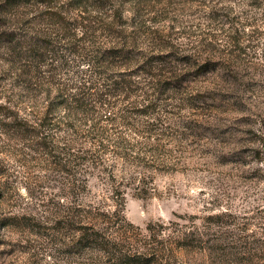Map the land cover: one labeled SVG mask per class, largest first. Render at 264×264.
<instances>
[{"label":"rangeland","instance_id":"rangeland-1","mask_svg":"<svg viewBox=\"0 0 264 264\" xmlns=\"http://www.w3.org/2000/svg\"><path fill=\"white\" fill-rule=\"evenodd\" d=\"M5 1L16 3L0 12V36L21 44L50 32L69 41L82 33H63L45 16L50 11L84 26L103 50L135 44L134 63L117 60L125 65L116 74L158 83L157 100L148 118L119 121L146 118L158 130L148 138L128 133L123 148L91 155L93 138L75 130L85 119L49 106L55 83L72 84L86 68L82 57L66 50L67 60H54L52 53L40 68L22 71L24 50L19 60L0 39V264H109L96 251L68 250L84 224L97 217L111 229L121 216L141 234L150 223L159 230L148 237L164 260L264 264V0H0V8ZM149 58L160 73L154 78L140 69ZM207 61L212 69L196 70ZM157 77L182 81L159 87ZM126 95L112 97L117 106L108 110L142 107L141 97ZM90 115L82 127L96 120ZM184 236L190 245L176 247Z\"/></svg>","mask_w":264,"mask_h":264},{"label":"trees","instance_id":"trees-1","mask_svg":"<svg viewBox=\"0 0 264 264\" xmlns=\"http://www.w3.org/2000/svg\"><path fill=\"white\" fill-rule=\"evenodd\" d=\"M15 3L16 2L13 1H5V4H3L4 8H0V12L14 6ZM47 14L49 18L53 17V20H55L58 25H61L62 29L60 30H66L62 31L63 33L68 32L67 30L70 29L78 30L82 33L76 37V32H73L74 37L70 39L71 41H69V38H67L66 35L59 37L56 32H50L47 36L43 34L39 40L25 43L22 42V44L20 41H15V39L9 35L7 36L5 33L0 36L3 37L0 39L3 40V43H7L8 46H10L11 53L14 56L24 50L23 52L25 53V56L23 59H25L26 63L23 62L21 63L22 66H18L22 71H24L28 64L40 68L45 61L52 59V53L57 54V56L53 57L54 60L60 58L67 60L68 53L63 52L66 50H68V52L69 50H74L73 53L82 57L80 65L85 64L86 68L77 70L74 80L71 82L72 84L67 81L62 82L61 84H59V82L55 83V93L49 102V106H59L60 110L68 111L67 116H72V118L79 120H81V118L85 119V122L81 121V123L76 126V128L78 127V130L76 128L75 130L76 132H80V134H83V131H86V134H89L93 138V146L96 145V148H94V152H90V154L99 155V153L104 152L111 145L123 148L125 145L129 144L126 140L129 135L128 133H135L136 135L140 134V137H143L142 135L145 133L149 136L155 133L158 128L150 127L153 123L147 122L146 118L151 114L150 111H153L155 108L157 98L153 95V92L156 91L158 83H155V85L149 84L152 93L147 94V91L144 88H147L149 85H143L140 82L133 84L131 81L126 80L123 75L116 74L118 73L116 72L117 69H119L118 67L125 65L124 61H127L129 64L134 63L131 57L133 54H137V52L134 51L137 48L136 45H126L123 42L116 41V43L108 50H103L101 46L97 44L96 39L87 37L88 33L81 30L84 26H78L75 25V22H70L61 14V12L50 11L47 12L45 16ZM79 17L84 18L83 16ZM111 31L112 33L115 32L114 30ZM68 41L71 42L70 44H72V47L68 46ZM38 51H42V53H38ZM18 56L20 60L22 55ZM122 58L124 61L120 60L117 62V60ZM155 67L156 66L152 65L149 58L143 62L140 69L144 71L146 76L150 75L149 78H154L155 76L160 75V73L157 74L156 71L153 70ZM212 67L214 66L211 64V61H207L204 62V64L199 65L196 70L203 73L209 71ZM22 73L20 72L18 76ZM51 78H53V76H51ZM158 80L159 78L157 77L156 81ZM28 81L29 78H25L24 85H26V82L28 83ZM70 81L72 80L70 79ZM180 81H182L181 78H178L173 82H158L159 87H164L163 85L168 84L166 87L178 88L181 85ZM48 84L51 86L55 85L52 81H48ZM132 84L133 88H131ZM129 87L131 88L130 91H128ZM127 92H132L136 98L141 97L139 100L141 103L138 105L142 107L134 106V108L132 110L129 109V111H127V106L119 107L116 111L108 110V105L117 106V100L114 98V100L111 101L112 97L123 96L120 100L123 101L127 96ZM94 95H97L98 97L97 101L100 109H92V111L89 112L88 106H94L96 103V101L93 102ZM124 112H127L128 114L126 115ZM48 113H51V111H45L43 119H49ZM90 113V118H96V120L91 125L82 127L81 124H86L89 117L88 114ZM129 114L136 115L135 117H146L143 121L144 123L134 122V124H132L130 122L124 123L122 120L119 121V119L130 117ZM97 119L100 121L97 122ZM19 125L21 124L19 123ZM24 125L26 124H23V126ZM15 126H18L17 122ZM25 131H29L32 134L35 133V130ZM144 137L148 138L145 135ZM104 216H106V214H104ZM107 216L109 217L108 214ZM99 219L100 218L96 217L94 222H88L90 224L87 223L80 227L81 230L79 229L77 236L71 238V250H68V253H83L86 250L96 251V253L105 255L109 264H176L174 256H172L171 259L164 260V249L155 245L151 237H148L149 235L154 236L155 233L159 232V230L153 229L151 223L145 228L148 233L141 234L138 227L133 226V224L128 222L123 216H121L119 220L113 221L112 228L110 227L111 229H109V226L103 227L101 225L102 221L98 222ZM67 222L68 224H71L69 219L63 220L61 223L66 225ZM137 238L142 240L141 243L137 242ZM186 239V236L180 238L178 243L175 244L176 247L189 246L190 243L187 242Z\"/></svg>","mask_w":264,"mask_h":264}]
</instances>
